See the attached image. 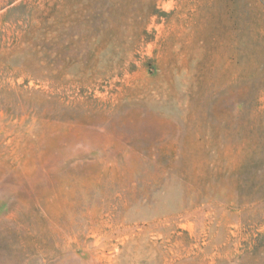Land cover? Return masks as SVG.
I'll return each instance as SVG.
<instances>
[{
	"label": "rangeland",
	"instance_id": "1",
	"mask_svg": "<svg viewBox=\"0 0 264 264\" xmlns=\"http://www.w3.org/2000/svg\"><path fill=\"white\" fill-rule=\"evenodd\" d=\"M0 264H264V0H0Z\"/></svg>",
	"mask_w": 264,
	"mask_h": 264
},
{
	"label": "bare ground",
	"instance_id": "2",
	"mask_svg": "<svg viewBox=\"0 0 264 264\" xmlns=\"http://www.w3.org/2000/svg\"><path fill=\"white\" fill-rule=\"evenodd\" d=\"M152 18H153V17H152ZM162 27H163V26H162ZM177 35H178L177 37H179V36H181V35H182L181 37L187 36V35L185 34V32L179 33V34H177ZM177 40H178V42H181V40H182V42H183V40H184V41H188V40L191 41V37H190V35H189L188 40H185L184 38H183V39H182V38H179V39L177 38L175 41H177ZM191 42H192V41H191ZM189 43H190V42H189Z\"/></svg>",
	"mask_w": 264,
	"mask_h": 264
}]
</instances>
